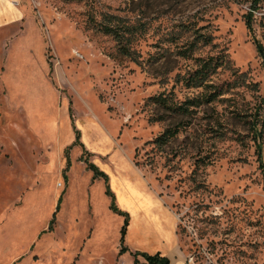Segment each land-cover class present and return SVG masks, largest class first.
<instances>
[{"label":"rangeland","instance_id":"obj_1","mask_svg":"<svg viewBox=\"0 0 264 264\" xmlns=\"http://www.w3.org/2000/svg\"><path fill=\"white\" fill-rule=\"evenodd\" d=\"M24 5L0 30V264H134L142 233L127 226L120 251L123 216L83 137L131 154L172 213L171 264H264V0ZM196 29L213 43L183 56ZM219 53L230 64L189 87L196 58Z\"/></svg>","mask_w":264,"mask_h":264},{"label":"crops","instance_id":"obj_2","mask_svg":"<svg viewBox=\"0 0 264 264\" xmlns=\"http://www.w3.org/2000/svg\"><path fill=\"white\" fill-rule=\"evenodd\" d=\"M24 1L0 0V30L29 19V11L24 5ZM83 139L92 152L104 158L100 162V166L93 164L99 166V170L102 169L101 171L108 176V183L117 207L129 215L128 238L134 239L130 231L131 225L138 231L136 235L142 233L137 237L138 243L144 247L148 246L152 253L158 251L169 257L167 252L174 247L175 242L173 233L175 218L162 199L150 188L141 171L133 162L131 154H123L120 151L121 147L119 145L112 146L113 143H111L112 145L104 143V145H100L85 137ZM91 178L95 180L93 174ZM147 222L150 223L149 226H147ZM144 247L139 246L138 251L147 252L148 249Z\"/></svg>","mask_w":264,"mask_h":264},{"label":"trees","instance_id":"obj_3","mask_svg":"<svg viewBox=\"0 0 264 264\" xmlns=\"http://www.w3.org/2000/svg\"><path fill=\"white\" fill-rule=\"evenodd\" d=\"M100 30L108 35L114 37L115 41L119 45V53L124 54L127 57H131L132 53L130 49L123 45L124 43V36L123 34L118 31L117 27L112 26L111 24L102 23L100 26ZM128 32H130L131 28H126ZM203 29H196L194 32L193 39L190 41L189 45L184 49L182 52L183 56H190L199 46H208L213 43V36L209 32L202 31ZM258 49V48H257ZM260 50V47L259 49ZM132 58V57H131ZM197 61V68L194 70L190 76L185 79L186 84L189 87H206L208 85L209 78L212 74H214L217 69L226 67L230 64V59L227 54L219 53L217 55H212L207 58H196ZM154 101L164 108L170 109V104L168 103L167 97L163 95H159L153 98ZM175 111L179 112H187V109L182 106H175L172 108ZM176 130L166 129L160 136L156 138L157 143L164 144L166 141L169 140L174 134ZM78 138V135H76ZM90 170L93 174V178H101L105 184V194L110 198V205L109 209L118 214L119 216H123V223L120 228V251L129 250L127 246H125V235H126V228L129 225V215L126 212L120 210L116 203L115 197L110 189L108 183V176L99 170L97 166L93 163H89L86 167ZM131 255L133 256L134 264H140L139 257H142L144 260L143 264H171L169 257L162 255L160 252H156L153 254L142 252V251H131Z\"/></svg>","mask_w":264,"mask_h":264}]
</instances>
